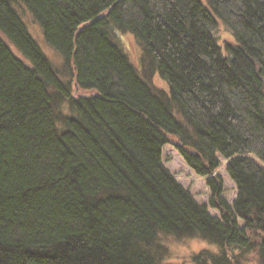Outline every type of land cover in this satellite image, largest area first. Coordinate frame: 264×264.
Here are the masks:
<instances>
[{"label": "trees", "instance_id": "obj_1", "mask_svg": "<svg viewBox=\"0 0 264 264\" xmlns=\"http://www.w3.org/2000/svg\"><path fill=\"white\" fill-rule=\"evenodd\" d=\"M207 2L0 0V264H168L169 237L217 245L196 264H264V0ZM167 143L220 216L165 166Z\"/></svg>", "mask_w": 264, "mask_h": 264}, {"label": "rangeland", "instance_id": "obj_2", "mask_svg": "<svg viewBox=\"0 0 264 264\" xmlns=\"http://www.w3.org/2000/svg\"><path fill=\"white\" fill-rule=\"evenodd\" d=\"M202 1L205 6L209 7L207 0ZM16 7L31 36L35 39L50 61L56 67H59L63 61V56L59 50L54 48L46 40L43 28L35 19L32 11L23 2H20V4L16 5ZM22 10H24V12ZM215 34L219 37L218 41L224 54H227L228 52L226 51L227 49L224 45V40L231 39L233 37L230 28L224 25V22L220 21L217 33L215 31ZM116 35L118 36L123 49L129 55L131 62L138 67H141L140 46L137 44L131 33L116 30ZM154 81L156 85L161 88L168 87L167 83L161 78L159 73L155 75ZM162 159L165 166L171 171L176 179L194 195L197 201L200 203H207L210 212L213 215L220 216L219 211L217 209H213L209 205L211 192L206 183V177L197 174L194 169L187 164L173 143H167L164 145ZM225 166L226 159L222 160V165L217 169L216 173L222 175L224 179L223 196L230 204H232L237 196V187L235 182L227 173ZM241 224H243V222H241ZM164 244L169 249L164 260V262L168 264H196L194 257L202 250H209L215 253L220 252L215 243L199 237L183 239L169 237L164 241Z\"/></svg>", "mask_w": 264, "mask_h": 264}]
</instances>
